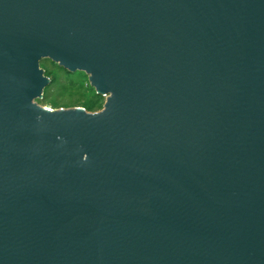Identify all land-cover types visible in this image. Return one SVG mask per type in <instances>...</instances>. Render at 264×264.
Listing matches in <instances>:
<instances>
[{"label":"water","instance_id":"95a60500","mask_svg":"<svg viewBox=\"0 0 264 264\" xmlns=\"http://www.w3.org/2000/svg\"><path fill=\"white\" fill-rule=\"evenodd\" d=\"M0 264H264V0H0Z\"/></svg>","mask_w":264,"mask_h":264},{"label":"rangeland","instance_id":"374dc122","mask_svg":"<svg viewBox=\"0 0 264 264\" xmlns=\"http://www.w3.org/2000/svg\"><path fill=\"white\" fill-rule=\"evenodd\" d=\"M41 69L51 81L45 89L40 106L58 111L82 109L88 113L103 111L107 97L97 94L86 73H71L51 60H43Z\"/></svg>","mask_w":264,"mask_h":264}]
</instances>
